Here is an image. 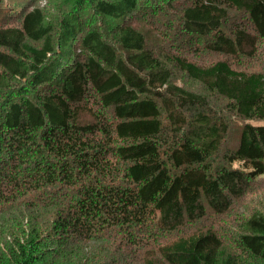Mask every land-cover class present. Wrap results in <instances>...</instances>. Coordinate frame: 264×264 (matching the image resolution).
Listing matches in <instances>:
<instances>
[{
	"label": "trees",
	"instance_id": "obj_1",
	"mask_svg": "<svg viewBox=\"0 0 264 264\" xmlns=\"http://www.w3.org/2000/svg\"><path fill=\"white\" fill-rule=\"evenodd\" d=\"M89 1L118 22L117 44L76 10L61 21L57 51L39 7L0 28V234L11 236L0 242V264H75L91 249L90 262L105 249L102 264H111L124 238L148 233L150 241L155 231L176 234L208 214L217 218L264 175L263 74L174 58L240 120L236 141L222 148L224 115L173 84L144 34L123 22L139 0ZM229 10L246 21L230 32ZM176 22L203 50L252 56L264 40V0H187ZM50 208L48 232L25 233V216ZM237 232L242 254L227 252L207 228L176 235L158 247V260L142 264H264V213Z\"/></svg>",
	"mask_w": 264,
	"mask_h": 264
},
{
	"label": "rangeland",
	"instance_id": "obj_2",
	"mask_svg": "<svg viewBox=\"0 0 264 264\" xmlns=\"http://www.w3.org/2000/svg\"><path fill=\"white\" fill-rule=\"evenodd\" d=\"M186 1L187 0H139L138 10L132 13L123 22H130L129 24L133 25L144 34L146 47L154 52V54L158 55L170 69L171 82L173 84L204 95L208 99L210 105L217 112L224 115V119L228 126V136L225 142H223L222 148H226L229 144L236 141L235 129L240 120L236 118L232 111L226 108V100H224V98L206 91L201 82L189 78L186 73L175 64L174 58L178 57L198 66H207L216 61L224 60L234 69L256 72L264 75V40L259 41L258 49L252 56L241 55L232 57L203 50L201 48L202 42H199L201 40L184 35L182 30L177 26L176 19L180 13V6ZM90 3L89 0H0V28L19 25L21 15L27 9L39 7L45 15L46 24L50 25L52 29V38L53 41L54 39L56 40L55 51H57L60 49L58 42L60 39L61 21L67 14L76 10L77 12H82L81 20L86 25H96L105 39L117 44L115 42V36L117 26L119 25L118 22L94 11ZM80 6L81 9L79 8ZM243 16V14L235 12L234 10H229V18L224 24L226 30L230 32L232 25L243 21ZM243 23L245 24L246 21H243ZM28 42L31 45L34 44L31 41ZM75 51L76 53L78 52L76 48ZM256 211H262V213H264V175L258 177L254 181H250L248 191L241 197L232 200L229 210L217 218L208 214L204 219L194 223H187L176 234L175 232L155 231V237H153V239L149 238L150 241L146 240L147 237H150L148 233H144L140 236L143 237V241L140 240L139 243H136L137 241L134 239H141L138 234H133L134 238H124L123 241L117 243L119 250L115 254V261L111 264H142L145 259L151 257L158 260V247L161 244L173 240L178 234L188 236L193 233H199L207 228H213L219 232L224 242L223 247L227 252L240 253L241 251L236 242L238 237L237 231H240V227L243 225L245 219ZM29 217H31L30 220ZM54 217L55 211L51 208L47 210L42 209L39 213H34L32 216H25L23 220L25 233L32 227L38 229L40 234L47 233ZM33 218H35V220ZM9 224L16 225V222H9ZM19 231L20 230L17 229L16 233L19 234ZM150 233L152 234V232ZM10 237L11 236L5 232L4 228V233L0 234V242L5 244ZM142 242L144 245H142ZM99 244L102 245V243H98L96 246H100ZM104 247L107 246L105 245ZM110 249L112 250V248ZM90 251L93 252L92 249ZM90 251L89 253H83L81 256L75 257L73 260L75 264H97L95 260L89 261L91 256ZM106 253H108V251L105 249L101 251L100 255L103 257L98 264H102V261L106 259ZM240 254H242V252ZM99 256L96 255V257ZM160 262L162 263V261Z\"/></svg>",
	"mask_w": 264,
	"mask_h": 264
}]
</instances>
